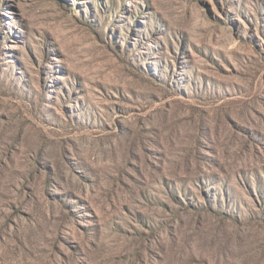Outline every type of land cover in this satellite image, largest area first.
<instances>
[{
	"label": "rangeland",
	"instance_id": "1",
	"mask_svg": "<svg viewBox=\"0 0 264 264\" xmlns=\"http://www.w3.org/2000/svg\"><path fill=\"white\" fill-rule=\"evenodd\" d=\"M0 264H264V0H0Z\"/></svg>",
	"mask_w": 264,
	"mask_h": 264
}]
</instances>
